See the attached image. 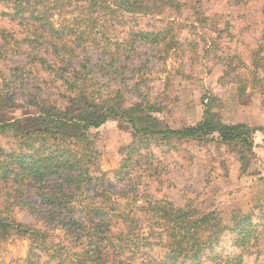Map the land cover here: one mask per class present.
Returning <instances> with one entry per match:
<instances>
[{
    "label": "trees",
    "instance_id": "16d2710c",
    "mask_svg": "<svg viewBox=\"0 0 264 264\" xmlns=\"http://www.w3.org/2000/svg\"><path fill=\"white\" fill-rule=\"evenodd\" d=\"M0 5V244L28 239L26 264L38 263L35 250L62 264L64 255L69 264H240L241 254L225 260L216 254L227 228L215 211L176 206L141 184L161 180L149 156L166 145L225 146L243 174L258 161L253 137L260 128L224 123L215 95L204 97L197 123L171 128L156 115L175 100L145 91L149 67L184 50L180 30L198 25L228 34L232 14H208L204 0H0ZM123 27L126 34L117 35ZM202 41L203 55L218 60L216 39ZM256 45L251 83L263 90L264 56H258L264 55V26ZM145 47L153 53L149 61ZM111 117L133 136L112 172L120 194L87 137L90 128ZM17 213L43 226L27 224ZM251 228L249 216L232 217L233 245L241 252L251 234L255 238ZM57 230L62 239L55 244Z\"/></svg>",
    "mask_w": 264,
    "mask_h": 264
},
{
    "label": "rangeland",
    "instance_id": "374dc122",
    "mask_svg": "<svg viewBox=\"0 0 264 264\" xmlns=\"http://www.w3.org/2000/svg\"><path fill=\"white\" fill-rule=\"evenodd\" d=\"M237 1L238 4L233 5L230 0H204L208 14H232L233 22L228 30L231 37L212 33L198 25L180 30L177 39L185 44L184 50L180 47L172 52L163 65L154 62L153 69L149 67L148 90L145 91H149L150 95L163 92L169 99L175 100L167 102L165 113L156 115L163 125L171 128L197 123L202 117L204 97L215 95L220 106L215 110H219L224 123L260 128L253 137L258 161L243 174L236 154L225 146L215 143L166 145L151 150L153 156H149L158 165L161 180H143L141 184L155 198L171 201L176 206L190 204L202 212L215 211L227 228L215 248L216 254L224 260L241 254L240 264H264V89L259 84L251 83V54L257 47L264 26V0ZM126 32L127 28L123 27L116 34L124 36ZM103 33L107 34L108 30ZM203 37L216 39L215 54L218 60H214L213 55H203ZM208 46L213 48L210 43ZM141 49L148 54L144 59L151 60V49ZM263 56L259 55L258 60ZM256 74L258 78L263 77L261 70L256 71ZM167 81L170 84L168 88L165 87ZM126 97L130 98V94ZM20 112L18 115L8 114L6 118L20 117ZM87 137L91 149L99 155L101 171L110 173L109 180L115 188L114 193L120 194L122 188L112 172L120 166L122 149L133 141L132 131L126 124L111 117L100 128H90ZM17 216L32 226H43L40 219L35 222L25 213H17ZM233 216L238 219L249 216L252 225L250 233L253 232L255 236L251 234L242 252L233 245L236 235L230 232ZM141 225L145 226L146 223ZM53 233L56 236L51 238L52 242L59 243L62 239L60 231ZM53 233L50 232V235ZM30 247L28 239L10 238L0 244V264H26ZM33 252L38 257L37 264H62L61 260L54 261L46 253L38 250ZM64 259L69 260L65 255ZM66 261L64 264H69ZM210 263L207 261L206 264Z\"/></svg>",
    "mask_w": 264,
    "mask_h": 264
},
{
    "label": "crops",
    "instance_id": "0c3cea01",
    "mask_svg": "<svg viewBox=\"0 0 264 264\" xmlns=\"http://www.w3.org/2000/svg\"><path fill=\"white\" fill-rule=\"evenodd\" d=\"M258 146V145H257ZM255 149H256V147H255Z\"/></svg>",
    "mask_w": 264,
    "mask_h": 264
}]
</instances>
